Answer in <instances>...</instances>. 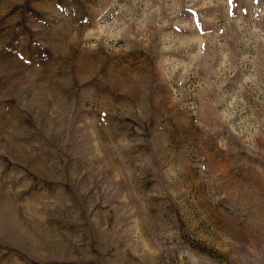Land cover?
<instances>
[{
	"label": "rangeland",
	"instance_id": "rangeland-1",
	"mask_svg": "<svg viewBox=\"0 0 264 264\" xmlns=\"http://www.w3.org/2000/svg\"><path fill=\"white\" fill-rule=\"evenodd\" d=\"M0 264H264V0H0Z\"/></svg>",
	"mask_w": 264,
	"mask_h": 264
}]
</instances>
